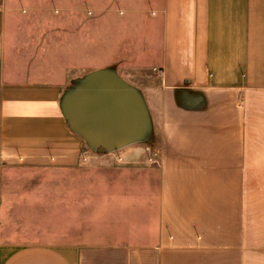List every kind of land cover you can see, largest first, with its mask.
Instances as JSON below:
<instances>
[{"label": "crops", "instance_id": "1", "mask_svg": "<svg viewBox=\"0 0 264 264\" xmlns=\"http://www.w3.org/2000/svg\"><path fill=\"white\" fill-rule=\"evenodd\" d=\"M160 11L148 125L139 138L106 146L64 115L69 82L59 71L74 68L73 50L58 48L67 63L57 59L43 74L8 71L0 0V264H264V0H161ZM120 26L105 61L90 57L81 67L127 52L129 26ZM83 165L99 183L90 232L12 240L4 224L12 188L54 194L55 168Z\"/></svg>", "mask_w": 264, "mask_h": 264}, {"label": "rangeland", "instance_id": "2", "mask_svg": "<svg viewBox=\"0 0 264 264\" xmlns=\"http://www.w3.org/2000/svg\"><path fill=\"white\" fill-rule=\"evenodd\" d=\"M5 1L10 51L6 62L13 77H23L26 72L31 76L52 71L55 60L67 63L69 56L61 53L70 48L75 57L72 55L69 59L76 62L75 66L59 71L69 82L62 99L63 106L70 91L85 84L89 74L100 70L110 72L132 86L138 92L147 116L151 117L146 88L158 83L161 0H148L141 6L124 4L122 0H109L108 4L106 0ZM115 14L119 17L129 14L135 21L119 22ZM120 24H124L125 29L129 26L130 32L123 43L127 52L102 67H81L79 62L90 57L105 61L107 42L121 34ZM58 48L61 53L57 57L55 51L57 53ZM21 63L27 70L19 68ZM149 125H153L152 120ZM92 178L91 169L84 165L72 169L55 168L54 194L50 189L45 194L35 195L34 192H21L18 186L13 187L12 196L5 204L4 224L9 237L20 242L47 241L53 234L55 242L82 238L90 232L92 221L100 217L99 183Z\"/></svg>", "mask_w": 264, "mask_h": 264}, {"label": "water", "instance_id": "3", "mask_svg": "<svg viewBox=\"0 0 264 264\" xmlns=\"http://www.w3.org/2000/svg\"><path fill=\"white\" fill-rule=\"evenodd\" d=\"M87 78L62 104L71 127L96 145L115 146L142 136L148 116L138 92L107 71Z\"/></svg>", "mask_w": 264, "mask_h": 264}]
</instances>
